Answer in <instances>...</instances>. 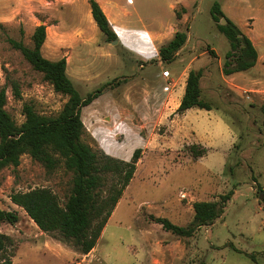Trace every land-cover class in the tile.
Returning a JSON list of instances; mask_svg holds the SVG:
<instances>
[{
  "label": "rangeland",
  "instance_id": "1",
  "mask_svg": "<svg viewBox=\"0 0 264 264\" xmlns=\"http://www.w3.org/2000/svg\"><path fill=\"white\" fill-rule=\"evenodd\" d=\"M71 1L0 0L5 109L20 124L25 103L56 115L67 99L7 41L32 46L34 28L43 24L42 55L65 58L82 97L100 89L81 108L83 141L122 160L136 148L141 156L87 254L41 231L10 200L12 192L44 187L62 205L71 172L63 166L48 172L28 154L16 167L1 168L0 209L16 211L18 221L0 222V233L13 239L0 258L12 253V264H264V0H109L117 42H108L82 11L71 10ZM214 2L251 39L257 50L251 68L224 73L229 43L211 18ZM177 30L187 39L173 61L162 62L158 49ZM190 68L201 69V98L212 109L177 111ZM163 69L174 86L161 77ZM192 144L206 154L194 158ZM229 190L221 216L190 237L176 236L149 217L187 225L194 201L217 200Z\"/></svg>",
  "mask_w": 264,
  "mask_h": 264
},
{
  "label": "trees",
  "instance_id": "2",
  "mask_svg": "<svg viewBox=\"0 0 264 264\" xmlns=\"http://www.w3.org/2000/svg\"><path fill=\"white\" fill-rule=\"evenodd\" d=\"M88 3L92 18L105 39L108 42L117 39L98 2L88 0ZM210 12L217 29L229 43L224 73L251 68L257 60V50L251 39L225 17L218 2L212 4ZM175 14L176 18H180L179 12L175 11ZM222 18L226 19L225 24L220 23ZM45 38L46 26L39 24L31 35L32 46L13 38H7V41L12 48L20 51L34 70L42 73L54 91L65 95L67 99L56 115L40 114L31 104L25 103L22 108L24 119L17 124L5 109V90L0 89V169L16 167L20 157L28 154L48 172L59 166L71 172L70 193L62 205L51 190L44 187L12 192L10 200L21 207L41 231L87 254L95 247L109 216L133 177L141 149L136 148L126 161L97 151L83 141L81 108L89 104L100 89L82 97L66 73L65 58L51 60L42 55L41 47ZM186 39L184 31H175L173 37L159 47L160 60L173 61ZM201 75V69L188 71L184 93L177 107L179 113L192 107L212 109L211 104L201 98ZM14 90L19 94L16 85ZM189 150L194 158L206 154V148H198L197 144L190 145ZM232 193L229 190L217 200L194 201L193 217L187 225H177L165 217L152 214L149 217L176 236L190 237L201 226L211 225L221 216ZM262 201L264 203V198ZM17 221L16 211L0 209V222L15 224ZM12 243L13 239L9 235L0 233V251H5V247ZM12 255L3 254L0 264H12Z\"/></svg>",
  "mask_w": 264,
  "mask_h": 264
},
{
  "label": "crops",
  "instance_id": "3",
  "mask_svg": "<svg viewBox=\"0 0 264 264\" xmlns=\"http://www.w3.org/2000/svg\"><path fill=\"white\" fill-rule=\"evenodd\" d=\"M98 2V4L100 5L101 9L103 10V12L105 13L109 23L111 24V27H112V24L114 23L115 21V18H112V16L110 15H114L113 14V7L110 5L109 3V0H96ZM68 7L71 9V10H76L79 12V11H82L85 15V17L88 19L90 25L92 24L91 22V18H92V15H91V11H90V5L88 3V0H72L69 4H68ZM114 17V16H113ZM93 20V18H92ZM94 21V20H93ZM113 29V28H112ZM114 30V29H113ZM116 32V34L118 35V32L116 30H114ZM170 40V39H169ZM42 49V48H41ZM49 59V58H48ZM193 62V60L191 61V63ZM200 68V67H199ZM199 68H190V69H199ZM189 69V70H190ZM188 70V71H189ZM188 73V72H187ZM187 77V76H186ZM186 77L184 78V83L181 84V97L184 93V87H185V82H186ZM180 102V101H179Z\"/></svg>",
  "mask_w": 264,
  "mask_h": 264
},
{
  "label": "built area",
  "instance_id": "4",
  "mask_svg": "<svg viewBox=\"0 0 264 264\" xmlns=\"http://www.w3.org/2000/svg\"><path fill=\"white\" fill-rule=\"evenodd\" d=\"M161 77L166 81L168 86L173 84L172 75L168 69L162 70ZM173 86H174V84H173Z\"/></svg>",
  "mask_w": 264,
  "mask_h": 264
},
{
  "label": "water",
  "instance_id": "5",
  "mask_svg": "<svg viewBox=\"0 0 264 264\" xmlns=\"http://www.w3.org/2000/svg\"><path fill=\"white\" fill-rule=\"evenodd\" d=\"M225 22H226L225 18H222L220 21L221 24H225ZM111 42H117V40L115 39V40H112ZM261 193H264V191H261Z\"/></svg>",
  "mask_w": 264,
  "mask_h": 264
}]
</instances>
